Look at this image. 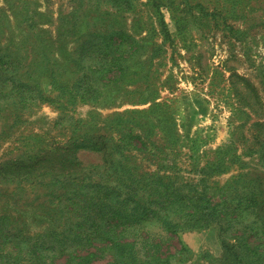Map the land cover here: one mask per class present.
<instances>
[{"label": "rangeland", "instance_id": "374dc122", "mask_svg": "<svg viewBox=\"0 0 264 264\" xmlns=\"http://www.w3.org/2000/svg\"><path fill=\"white\" fill-rule=\"evenodd\" d=\"M0 264H264V0H0Z\"/></svg>", "mask_w": 264, "mask_h": 264}]
</instances>
